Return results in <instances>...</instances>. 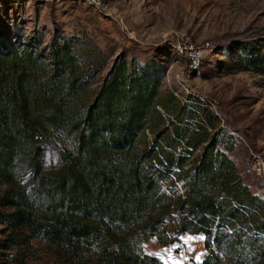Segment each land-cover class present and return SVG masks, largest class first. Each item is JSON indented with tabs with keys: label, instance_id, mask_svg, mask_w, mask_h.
Listing matches in <instances>:
<instances>
[{
	"label": "trees",
	"instance_id": "obj_1",
	"mask_svg": "<svg viewBox=\"0 0 264 264\" xmlns=\"http://www.w3.org/2000/svg\"><path fill=\"white\" fill-rule=\"evenodd\" d=\"M0 40V224L6 249L46 242L59 264H166L155 238L204 237L199 264H264V197L199 96L163 91L159 64L120 58L87 94L77 41ZM264 76V39L239 43ZM61 143L46 170L48 143Z\"/></svg>",
	"mask_w": 264,
	"mask_h": 264
},
{
	"label": "rangeland",
	"instance_id": "obj_2",
	"mask_svg": "<svg viewBox=\"0 0 264 264\" xmlns=\"http://www.w3.org/2000/svg\"><path fill=\"white\" fill-rule=\"evenodd\" d=\"M55 36L77 41L81 65L92 69L90 96L120 58L159 64L161 89L181 100L192 95L205 101L218 126L233 136L228 155L252 191L264 185L250 169L252 155L264 156V76L243 69L238 50L241 41L264 39V0H105L98 8L77 0H0L2 42L34 38L43 48ZM184 42L204 46L197 70L188 71L176 48ZM60 146L48 143L46 170L54 168ZM2 229L0 224V244ZM199 237L186 233L168 245L151 238L144 249L166 264H199L205 254ZM0 264L59 263L46 242L32 239L18 248L0 245Z\"/></svg>",
	"mask_w": 264,
	"mask_h": 264
},
{
	"label": "built area",
	"instance_id": "obj_3",
	"mask_svg": "<svg viewBox=\"0 0 264 264\" xmlns=\"http://www.w3.org/2000/svg\"><path fill=\"white\" fill-rule=\"evenodd\" d=\"M30 1L52 2L57 0H30ZM77 1L83 2L87 5L96 8L103 6L105 2V0H77ZM205 45L207 46L208 43H206ZM176 48L179 54L185 57L188 71L197 70L201 66L203 59V52H204L203 44L197 45L192 42H184L183 44H178ZM250 169L252 173L258 178H260L264 184V156L252 155L250 159ZM258 194L264 197V185L260 189H258Z\"/></svg>",
	"mask_w": 264,
	"mask_h": 264
},
{
	"label": "snow or ice",
	"instance_id": "obj_4",
	"mask_svg": "<svg viewBox=\"0 0 264 264\" xmlns=\"http://www.w3.org/2000/svg\"><path fill=\"white\" fill-rule=\"evenodd\" d=\"M189 239H196V238L195 237H190ZM199 239H204V237H199ZM185 242H187V241H185ZM174 247H179V245H174ZM197 259H199V257H197Z\"/></svg>",
	"mask_w": 264,
	"mask_h": 264
},
{
	"label": "crops",
	"instance_id": "obj_5",
	"mask_svg": "<svg viewBox=\"0 0 264 264\" xmlns=\"http://www.w3.org/2000/svg\"><path fill=\"white\" fill-rule=\"evenodd\" d=\"M149 253H151V252H149Z\"/></svg>",
	"mask_w": 264,
	"mask_h": 264
}]
</instances>
